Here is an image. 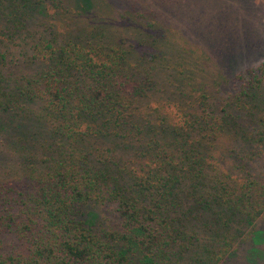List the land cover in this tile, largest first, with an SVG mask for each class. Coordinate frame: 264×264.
Listing matches in <instances>:
<instances>
[{
	"label": "trees",
	"instance_id": "16d2710c",
	"mask_svg": "<svg viewBox=\"0 0 264 264\" xmlns=\"http://www.w3.org/2000/svg\"><path fill=\"white\" fill-rule=\"evenodd\" d=\"M99 8L0 0V233L18 244L0 264H223L264 219V62L219 104L172 73L183 51L145 34L173 35L153 14L121 15L134 39ZM110 203L106 231L93 207Z\"/></svg>",
	"mask_w": 264,
	"mask_h": 264
},
{
	"label": "rangeland",
	"instance_id": "374dc122",
	"mask_svg": "<svg viewBox=\"0 0 264 264\" xmlns=\"http://www.w3.org/2000/svg\"><path fill=\"white\" fill-rule=\"evenodd\" d=\"M100 0L102 11L111 9L112 23L111 31L114 36L128 28V23L123 24L119 19L127 17L124 13H151L155 20L160 21L163 26L173 32L161 34L160 31L147 29L148 36L155 34V39L161 44H173L179 46L183 60L179 58L176 66L171 71L179 75L185 70V76H191L187 81L198 86L199 82H206V91L214 94L220 104L226 98L233 97L238 90L239 83L235 76L242 74L249 68H254L264 62V0ZM108 3L109 6L105 5ZM103 5V6H102ZM102 6V7H101ZM162 15H161V14ZM123 16L121 17V15ZM160 17H156V15ZM164 14V15H163ZM101 12L96 18H74L78 23L90 24L101 21ZM102 20L109 17L106 11ZM102 15V16H103ZM163 16V17H162ZM172 16V17H171ZM48 18L49 15L47 16ZM53 18V17H52ZM52 23L60 31L66 24V17L58 15L53 18ZM124 26V29L122 28ZM137 30V27H134ZM129 38L137 39V31L124 30ZM168 41L167 43H165ZM151 42V41H150ZM18 44V41H17ZM196 49L197 51L193 50ZM194 51V53L192 52ZM198 50H204L212 60L213 64L204 67L206 72L201 73L199 66H191L199 56ZM170 61L171 53L166 52ZM182 63V64H181ZM188 63V64H187ZM184 64V66H183ZM191 64V65H189ZM209 65V66H208ZM220 71V75H216ZM182 79V76H180ZM3 143H7L5 140ZM5 152V153H4ZM5 147L0 143V159L11 158ZM228 157L224 156V159ZM15 158V162H16ZM231 162V159H230ZM256 172H264V158L250 163ZM19 168V167H18ZM115 203L106 204L98 209L93 207L98 214L97 227L110 231L118 226V217L115 212ZM251 236L252 241L240 245L237 255L229 258L223 264H264V219L256 226ZM244 237V236H243ZM240 240V241H241ZM17 241L12 234L0 233V255L17 251Z\"/></svg>",
	"mask_w": 264,
	"mask_h": 264
}]
</instances>
